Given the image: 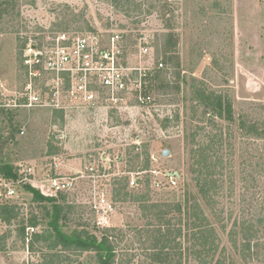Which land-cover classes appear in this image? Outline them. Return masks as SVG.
I'll return each instance as SVG.
<instances>
[{"label":"rangeland","instance_id":"374dc122","mask_svg":"<svg viewBox=\"0 0 264 264\" xmlns=\"http://www.w3.org/2000/svg\"><path fill=\"white\" fill-rule=\"evenodd\" d=\"M167 1L168 10L159 0H16L0 18V104L13 110L12 118L0 114V163L31 165L42 175L56 157L59 169L73 174L105 150L125 153L127 168L142 167L147 154L155 155L150 165L158 175L146 177L151 180L166 171L180 175L174 187H150L153 201L172 204L163 225L148 224L136 200L114 199L116 182H124L115 175L106 186L115 209L106 215L92 209L88 180L56 198L34 186L45 201L25 191L14 202L19 217L0 220V264H101L105 251H68L58 237L78 234L99 243L105 229L113 228L123 264H154V251L164 255L155 264H264V131L253 128L264 127V0ZM92 30L121 33L134 48L149 37L155 57L165 63L147 85L152 107L108 111L107 122L105 111L62 114L10 105L22 91V50L29 36ZM169 115L174 119L163 127ZM187 137L194 140L192 153ZM52 145L60 148L57 153H50ZM195 161L209 175L204 189L191 181L198 174L191 170ZM50 199L66 208L58 231L50 225L53 212L45 217ZM33 215L41 237L27 241L20 228L26 231Z\"/></svg>","mask_w":264,"mask_h":264},{"label":"built area","instance_id":"2783aa9c","mask_svg":"<svg viewBox=\"0 0 264 264\" xmlns=\"http://www.w3.org/2000/svg\"><path fill=\"white\" fill-rule=\"evenodd\" d=\"M143 44L134 48L121 33L109 34L96 31L59 32L50 36H29L22 50L23 85L11 106L15 108H50L64 114L72 110L111 113L130 112L154 105L148 82L165 67L151 50L149 37H142ZM131 44V45H130ZM131 46V48H128ZM0 107H6L0 104ZM108 122V121H107ZM140 138L135 144L140 145ZM139 150V147H137ZM126 154L102 151L94 156L84 169L75 173L59 169L56 161L41 175L31 165H20L17 177L0 173V204L14 203L25 193V185L41 186L53 198L69 192L81 179L91 184L92 209L99 214H109L115 204L108 197L107 181L115 175L126 181L129 189L140 190L146 184L154 190L174 187L177 172H164L163 178L154 180L147 176L158 175L153 167H126ZM150 164L157 162L150 154ZM105 161L106 165H105ZM111 173V171H115ZM123 175V176H120ZM111 177V179H112ZM119 179V180H120ZM120 180V181H121ZM35 188V187H34ZM37 233L35 226L26 228L27 241Z\"/></svg>","mask_w":264,"mask_h":264},{"label":"trees","instance_id":"16d2710c","mask_svg":"<svg viewBox=\"0 0 264 264\" xmlns=\"http://www.w3.org/2000/svg\"><path fill=\"white\" fill-rule=\"evenodd\" d=\"M133 1V0H132ZM159 3H161V7L163 8L162 10H168V5L169 2L167 0H159ZM16 4V0H2L0 2V18L4 16L5 13H8L10 11V8L14 7ZM93 31V30H92ZM135 44V43H133ZM163 71L160 70L158 71L155 76L156 78L162 73ZM154 76V78H155ZM153 78V79H154ZM152 80V78L150 79ZM155 84V82H154ZM155 86V85H154ZM1 103V102H0ZM218 108H222L221 102L218 100L217 103ZM215 111V107H211ZM4 111L7 112L8 115H11V118L13 116V110L6 109L5 107H0V114L3 113ZM61 112V111H59ZM210 111H207L205 113H209ZM64 114L63 112H61ZM63 116V115H62ZM229 118H232V115L230 114ZM174 119V116L169 115L167 118H165L163 121H161L160 124H162L163 127H166V123H170ZM255 132H263L264 127L262 126H253ZM193 138L192 137H187L186 138V146L190 148L191 153L193 152V148L191 147L193 144ZM53 145L51 147L50 153H57L59 151L58 148H55L53 150ZM150 154H147L145 160V166L149 167L150 166ZM191 170H197L198 174L195 175L194 177H191V181L195 182L196 185L202 187L203 189L209 185L210 179L209 175H206L204 172V167L201 165H198V161H195L191 165ZM18 171L19 167L15 166L9 162L2 161L0 163V173L4 174L7 177H17L18 176ZM25 190L30 191L34 194L35 201L37 202H43L45 201V198L40 194L38 190L33 188L30 185H25ZM113 193L115 195L114 199L119 200L121 197L125 199H134L138 202V207L143 209L145 212L144 218H147L148 224L151 225H163V222H165L168 219V215H170L171 210H172V204L168 203H158L152 200V194L153 190L150 188V186H145L143 190H137L136 192H131L130 190L127 189V184L126 181L124 182H116V186L114 187ZM133 197V198H132ZM193 202L196 203L198 202V198L196 195L192 196ZM63 201H66L65 196H63ZM53 206L52 209L49 210L47 207H45L44 212H45V217L49 216L51 212H53V215L55 218L52 220L50 225L53 227V230H57V225H58V220L60 216L63 214V211H65V206L64 202L61 203L60 200H55V199H50L48 200ZM69 207V209H71ZM19 210L20 206L18 204H12V203H2L0 204V220L5 221V222H11L13 219H17L19 217ZM197 215V214H195ZM38 216L33 215L30 219L29 222L31 226H37L38 225ZM116 229H105V232L103 233L102 236V241L97 243L95 238L93 237V240L89 242L90 240H83L82 236H78V234L68 237L66 235H61V237H58V241L63 244V249L68 250V251H105V255H103L100 259L101 264H123L117 255V244L116 240L120 237L119 234L115 235ZM58 231V230H57ZM25 227L21 226L20 228V234L25 237ZM115 235V236H114ZM36 240L39 239L41 236L38 234L34 235ZM163 254L154 251L151 252L150 257L152 262L159 263L163 260ZM169 257L167 256L166 259ZM50 259V256L45 257V261ZM50 261V260H49ZM45 264H49L48 262Z\"/></svg>","mask_w":264,"mask_h":264},{"label":"water","instance_id":"95a60500","mask_svg":"<svg viewBox=\"0 0 264 264\" xmlns=\"http://www.w3.org/2000/svg\"><path fill=\"white\" fill-rule=\"evenodd\" d=\"M169 154V150H164V155ZM179 176V174H178Z\"/></svg>","mask_w":264,"mask_h":264}]
</instances>
